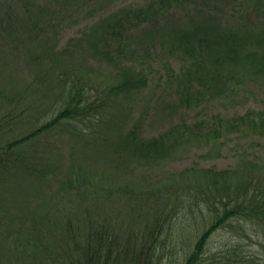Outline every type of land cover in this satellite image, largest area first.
<instances>
[{"label": "rangeland", "instance_id": "rangeland-1", "mask_svg": "<svg viewBox=\"0 0 264 264\" xmlns=\"http://www.w3.org/2000/svg\"><path fill=\"white\" fill-rule=\"evenodd\" d=\"M46 1L0 0V15L9 18L4 26L10 29L0 28V125L4 126L0 128V152L33 168L34 174L39 172L41 178H48L46 184H41L36 177L17 171L24 167L0 165V168L7 167L5 171L0 170V264H52L57 231L68 218L85 217L78 205L85 201L71 189L77 186L78 175L92 172L114 175L115 189L111 197L100 196L98 202L104 209L113 211L115 233L120 230L125 234L133 229L132 225H136L137 230L151 212L166 206L162 210L170 212L168 215L178 229L181 224L185 246L189 242L186 249L192 248L194 218L203 215L210 221L214 214L212 207L221 210V203L217 201L211 207L200 204L201 208H197L193 205L197 196L184 199L187 193L180 188L189 189L207 170L224 172L228 178L245 160L260 164L264 160V139L231 137L220 144L202 134L194 141H187L172 132L176 124L185 122L189 126L218 113L232 116L248 109L264 110V44L260 43L264 38V0H205L183 4V8H192V14L183 25L188 28V22L191 30L202 26L201 33L204 26L207 27L213 34L211 42L218 33L230 36V33L243 32V27L251 23L247 18L252 8L259 18L253 26L258 35L241 46L235 67L225 60L221 62V54L217 62L215 50L204 53L207 68L222 67V72L227 73L225 76H230L217 94L205 91L207 83L190 82L183 90L181 79L184 80L187 67L183 69L182 60L170 57L169 52L177 46L171 27H148L147 36H142L143 30L133 32L131 38L137 39L134 42L106 27L105 19L109 14L149 0H62L59 7H46ZM39 5L41 8L37 7ZM206 13L212 19H207ZM138 33H141L137 35L139 39L135 36ZM110 48L116 53L123 51L125 60L111 54ZM246 52L252 54V60L248 58L244 64ZM183 59H186L185 65L191 67L189 59ZM133 67L144 75L147 73V85L130 99L111 97L112 113L106 112L102 122L91 119L89 123L96 133L92 142L77 136L69 120L54 125L16 149L6 146L13 138L43 125L65 106L66 98L59 95L61 85L63 93L72 88L69 82L84 91L88 88L85 92L90 99L93 94L96 102L105 97L103 88L113 84L117 72ZM201 94L204 95L200 98ZM135 122L142 138L164 136L162 143L157 141L149 151L134 153L125 159L119 155L123 158L120 159L114 148L118 140L117 127L122 124L130 128ZM204 130L206 128L200 126V131ZM172 178L175 181L178 178L181 184V194L175 197L169 193ZM163 183L167 184L165 189L161 188ZM136 196L142 199L143 205ZM234 200H242V197ZM253 201L257 203L256 199ZM243 217L246 216H234L217 229L208 246L215 251L237 239L247 249L252 247L248 249L250 252L264 256V246L245 235L248 221ZM239 227L245 229L241 231ZM163 252L169 253L166 249ZM164 256L163 264H166L173 254Z\"/></svg>", "mask_w": 264, "mask_h": 264}, {"label": "trees", "instance_id": "trees-1", "mask_svg": "<svg viewBox=\"0 0 264 264\" xmlns=\"http://www.w3.org/2000/svg\"><path fill=\"white\" fill-rule=\"evenodd\" d=\"M11 1L16 3L19 0ZM61 1L48 0L46 1L48 4L46 7L50 5L59 7ZM204 1L149 0L145 4L127 5V8L124 6L117 13L109 14L105 19V25L108 29L113 30L114 34L128 38L130 42L137 40L131 38L133 32H142L143 30L142 36H147L148 27L157 29L171 27L173 29L171 31L173 40L176 41L174 44L177 46L169 52L170 57L171 59L182 60L184 62L183 69L187 67L184 80L181 79L183 90L185 91L187 84L190 82L196 85L207 83L208 88L205 91L217 94V92L224 89L226 82L230 80V76H225L227 73L222 72V67H214L212 70L207 68L204 64V53L206 50H210L211 53L215 50L217 62L221 54V62L225 60L230 66L235 67L241 46L258 35L253 26L258 23L259 18L255 15L254 8H252L250 16L247 18V21L251 23L243 27V32L230 33V36H221L218 33L214 42H211L212 40L209 41V39L213 37V34L207 27L204 26V32L201 33L200 28L202 26L193 27L194 29L191 30L188 22V28L183 25L186 17L188 16V20L192 14V8H183V4H195ZM37 7L41 8V5ZM183 15L184 17H181ZM205 15L207 19H212L210 14L206 13ZM5 21L9 23V18L5 19L0 15V28L10 30L9 27L4 26ZM204 23L211 26L206 21ZM137 27L139 29L135 30ZM140 34L138 33L135 36L137 37ZM137 38L139 39V37ZM260 43L261 45L264 44V38L261 39ZM109 51L118 58L121 57V60H125L122 54L123 51L116 53L112 48ZM183 58L189 59L191 67L185 65L186 59ZM248 58L252 60V54L248 55V52H246L243 57L244 64ZM155 59H152L153 63ZM80 78L83 79L84 77ZM114 79L113 84L103 88L102 92L105 97L96 102L93 94L91 99L87 95L88 88H84L85 92L81 86L74 87L69 82L72 88L63 93L61 85L59 95L61 94L63 99L66 98L65 106L55 111L56 114L51 116L50 120L44 122L43 125L13 138L7 142L6 146L16 149L19 145L37 137L42 132L45 133L51 130L54 125H62L69 120L72 122L77 136H80L82 140L92 142L96 133L90 129L91 119L102 122L106 112V114L112 113L110 101L113 99L111 97L118 96L130 99L138 90L147 85L148 75L147 73L144 75L133 67L117 72ZM203 95L201 94L200 98ZM187 99L184 100L188 101ZM82 102L84 103L81 106ZM200 126H204L206 130L201 132ZM2 127L4 126L0 125V128ZM174 129L172 133H176L177 138L184 137L187 141H194L201 134L207 139L213 138V141L220 144L231 137L264 139V110L248 109L242 114L232 116L218 113L210 119L189 126H186L185 122L176 124ZM116 132L118 140L115 142L114 148L117 157L120 159L127 158L128 155L133 156L134 153L141 154L149 151L151 145L157 141L162 143L164 137L160 136V139H157L158 137L142 138L139 133V125L136 122L130 128L119 124ZM86 133H90V136ZM98 135L101 137L100 133ZM119 155H123V158ZM207 155L209 154L207 153ZM250 162L251 160L241 162L238 165L240 168L236 166L237 169L234 170V174L228 178H226L224 172L207 170L209 176L205 174L196 183L190 184L187 190H184L183 186L180 188L181 184H178V178H176V181L174 178L171 179L169 193L170 195L174 194V197L181 194L180 188L187 193L184 199L197 196V199L193 202V205L197 208H201L200 204L211 207L217 201L221 203L222 212L215 206L212 207L214 214L210 221L203 215L194 218L192 223L195 228L193 234L195 241L194 243L191 242V244L193 243L192 248L187 249L189 242L185 246L186 238L182 234L181 224L180 229H178L176 223L169 217L170 212L162 210L166 206L157 212H149L150 214L137 230L136 225H132L133 229L127 230L125 234L120 230L115 233L113 230L114 221L111 215L113 211H109L108 208L104 209V205L98 202L100 196L111 197V193L115 189L113 184L114 175L110 172L106 176L98 172H92L91 175L86 173L78 175L77 186L72 187L71 190L79 199L85 201L78 204L81 213H85V217L81 220L68 218V222L57 231L56 235L58 237L55 239L57 247L55 248L52 264H163L166 261L164 254H173L172 258H168L166 264H264V256L257 255L255 251L250 252L248 249L252 247L249 246L247 249V246L240 245L237 239L225 243L215 251L208 246L217 229L223 227L232 217L240 215H245L246 217L243 218L248 221V232L245 235L257 244L264 246V160L260 164H251ZM0 165L24 167L17 168V171L27 177H36L41 184L48 182L47 177L41 178L39 172L34 174L33 168H27V165H22L13 159L12 155L3 154V151L0 152ZM6 168H0V170L5 171ZM166 186L167 184L163 183L161 188L165 189ZM90 194H92V197H90ZM240 197H242V200H234ZM136 198L140 199L139 196H136ZM224 198L225 200L222 202ZM255 199L257 203L253 201ZM183 200H180V203H184ZM139 201H141L140 205H143L142 199ZM188 208L190 210V207ZM199 229L201 230L200 233L198 232ZM239 229L243 231L245 228L239 227ZM118 239L124 241L120 243ZM138 241L139 243L136 244ZM165 249L169 253H164L163 250Z\"/></svg>", "mask_w": 264, "mask_h": 264}]
</instances>
